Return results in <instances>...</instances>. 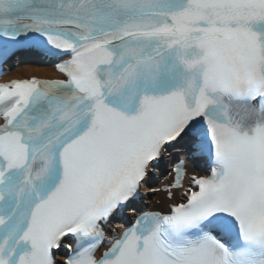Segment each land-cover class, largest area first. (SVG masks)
<instances>
[{"label": "snow or ice", "instance_id": "obj_1", "mask_svg": "<svg viewBox=\"0 0 264 264\" xmlns=\"http://www.w3.org/2000/svg\"><path fill=\"white\" fill-rule=\"evenodd\" d=\"M21 49L57 74L0 82V264H264V0H0Z\"/></svg>", "mask_w": 264, "mask_h": 264}, {"label": "bare ground", "instance_id": "obj_2", "mask_svg": "<svg viewBox=\"0 0 264 264\" xmlns=\"http://www.w3.org/2000/svg\"><path fill=\"white\" fill-rule=\"evenodd\" d=\"M56 74L57 73L53 70V66L51 64H46V65L24 64L21 66H17L15 69L9 71L8 75L4 76V79H7L8 77L11 76L22 77L29 75L50 77V76H55ZM174 150L178 151V149H174ZM154 198H156V196H154ZM145 201L148 202L150 205L153 204V200L151 198L149 199L147 197ZM117 224H121V223H117Z\"/></svg>", "mask_w": 264, "mask_h": 264}]
</instances>
